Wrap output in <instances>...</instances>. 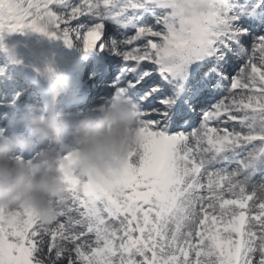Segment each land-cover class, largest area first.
<instances>
[{"label":"snow or ice","instance_id":"obj_1","mask_svg":"<svg viewBox=\"0 0 264 264\" xmlns=\"http://www.w3.org/2000/svg\"><path fill=\"white\" fill-rule=\"evenodd\" d=\"M106 24L123 38L97 46ZM24 30L69 46L74 32L104 76L126 62L110 83L135 104L141 153L95 199L66 154L54 222L0 206V264H264V198L249 187L264 181V0H0V33Z\"/></svg>","mask_w":264,"mask_h":264},{"label":"clouds","instance_id":"obj_2","mask_svg":"<svg viewBox=\"0 0 264 264\" xmlns=\"http://www.w3.org/2000/svg\"><path fill=\"white\" fill-rule=\"evenodd\" d=\"M141 124L131 99L117 96L100 111L32 114L24 118L31 137L0 135V206L30 208L44 222H54L58 201L66 196L60 164L65 155L56 150L71 142L76 157L75 175L81 191L95 199L98 188H114L124 167L138 162ZM34 151L23 159L17 153ZM264 198V181L249 186Z\"/></svg>","mask_w":264,"mask_h":264},{"label":"bare ground","instance_id":"obj_3","mask_svg":"<svg viewBox=\"0 0 264 264\" xmlns=\"http://www.w3.org/2000/svg\"><path fill=\"white\" fill-rule=\"evenodd\" d=\"M55 10H53V11H55ZM64 26H65L64 24H61V29ZM112 37L123 38V37L119 36L117 29H114V31L111 35V38ZM69 38L73 42L72 46H69L65 42V40H61L60 38L58 39L59 43L50 44V47H51L50 53L46 57V59L48 60V63L52 65L51 71H52L53 75L56 77L55 81L60 79V74H59L60 70L59 69H64L66 66H68L67 65L68 61L67 62L65 61L67 58H69V60L70 59H72V60L76 59V63L79 64L77 71L73 72V74H72V77L74 79H76L78 77L79 73H81L83 75L87 73V74H90V76H91V73H92V75L95 72H97L98 74L96 75V78L93 81L95 86L94 85H90L89 87L80 86V88H81L80 92H82L84 94V96L82 94L78 93L77 90H74L75 88H72V89L70 88L69 90H65L64 94L60 97V99H62L65 96V94H68V96L65 99V104L63 105V107L67 109L68 113L75 112V111L87 112L88 110L99 111L98 109L100 107L102 109V107L112 98L107 96L108 91H106V89H102L101 87H98V86L103 81L110 80L115 75H118V72L113 71V67L109 69L108 68L109 65L107 64L106 75L104 76V72L101 69V61L98 62V60L91 57L92 52L86 51V50L81 48L83 46V40L78 39L74 32H70ZM52 39L56 40L57 38H52ZM246 43L250 45L252 43V40L248 39L246 41ZM43 50H44V47L42 48V52H43ZM87 59H88V61L86 62ZM115 59L117 60V58H115ZM82 61H84L85 63L83 64ZM109 62H111V61H108V63ZM233 63L236 64V67L235 68L229 67L228 71H229L230 75H234L235 72L239 70V66H241L238 62H233ZM98 67H100V68H98ZM71 69H73V68H71ZM22 74L26 75V72L22 71ZM155 80L157 82H159V77L155 76ZM149 82H151V81H149ZM21 89L22 88L20 86H18V87H15L14 85L6 86L5 89H3V91H4L3 93L7 95V101H9V100L11 101L13 99V97H16V94ZM237 92H239V90H237ZM114 93H115V91H114ZM227 94H228L227 91L217 93L215 99L212 101H209V102H204L203 98H201V102L196 104L195 110L208 107L210 103H214L215 100L223 98V96H225ZM95 95H104L105 98L102 99L101 103H97V101H95L97 99L94 100ZM27 102H29V96H27L26 98H21V100L19 102H16V107H13V108H7L5 105L0 104V135H16L17 132L19 131V133L23 137H25V138L31 137V130L30 129L26 130V128H24L22 122H24V118L27 115L35 114V111L40 110L41 105L35 104V105L29 107L25 111H22V109H17V107L20 108L22 105H27ZM54 104H55V102H53L51 100V103L48 106V109L52 108L56 105V109H57L56 111H61V107L57 106V104H55V105ZM29 105H31V103ZM53 110H55V108ZM7 111L9 112L8 117L4 118L3 114L6 113ZM45 111H46V109H43L40 114H44ZM187 119H189V121H190V127H188V129H187L188 131H191L192 127H199L200 123L202 121L201 116L199 114H197L196 111L190 113L188 115ZM3 124L7 127L8 132L5 131L3 133V131H2V129H3L2 125ZM210 126L220 127V128L225 127V125L220 124L216 121L210 122ZM228 128H229V131H231L232 125L230 124L228 126ZM173 130L175 131V130H179V129L174 128ZM71 148H72L71 142H65V144L58 146L56 148V150L59 151L61 154L66 155V154L70 153ZM34 151L35 150L27 152V153L21 151V152L17 153V157L21 158V159H23L25 157H30L31 155L34 154ZM231 167L234 168L235 165H232ZM249 207H250V203H249ZM252 211L253 212L258 211V209L254 208V209H252ZM61 219L63 220L64 218H61Z\"/></svg>","mask_w":264,"mask_h":264},{"label":"rangeland","instance_id":"obj_4","mask_svg":"<svg viewBox=\"0 0 264 264\" xmlns=\"http://www.w3.org/2000/svg\"><path fill=\"white\" fill-rule=\"evenodd\" d=\"M25 2H27V0H25ZM53 10H55L54 7H53ZM80 19L84 20L85 18L81 17ZM71 23L73 26H75L76 21H72ZM114 29H116L115 26L110 25V24H106L104 34H102L100 39L96 41L97 46L102 41H105V40H108L109 38H111V35H112ZM257 31H259V30H257ZM132 34H134V33L133 32L128 33V35H132ZM0 36H1L0 37V41H1L0 42V53L3 54L5 56V58L7 57L6 58L7 60H11V61L16 62L24 70H26L27 72H30V74L31 73H38V76L39 75L41 76V80L40 79L39 80L43 83V85L44 84L48 85L50 88H54V89L57 87V91L59 90L60 94H62L64 92L65 86H74V85L77 86V85L82 84V82H87V83L91 84V82L95 79L96 75L98 74L97 72H95V73H93V75L91 73V76H90V74H87V73L84 75L79 73L78 77L76 79H74L72 77V74H73V72L77 71L79 64L76 63V59L75 60H72V59L69 60V58H67L65 61L66 62L68 61V64H67L68 66H66L64 69H59L61 71V72L59 71V74H60L59 80L60 81H58V84H57L54 82V79L56 77L53 75V73L51 71L52 65L48 63V60L46 59V57L50 53V49H51L50 44L59 43V40H58L59 38L54 40L49 35H45L41 32H35V31H31V30H24V31H17V32L5 31V32L0 33ZM24 36H29L31 39L39 41L40 44L44 47L43 52L40 51L39 56H32V55H30V52H28L29 53L28 54L29 56H28L25 52H23L20 49V43L18 40L20 39V37H24ZM2 38H3V40H2ZM60 39L64 40L63 38H60ZM24 40L27 42V45L29 46V48L31 50V47H30L31 44L28 42V40L26 38H24ZM247 45L249 46V48L251 47V44L250 45L247 44ZM36 49L38 50V47H36ZM31 51L36 53L34 50H31ZM91 54H92L91 57L98 60V62L101 61L99 54H97L95 52H92ZM3 61L4 60L1 59V56H0V64L3 63ZM87 61H88V59L86 60V62ZM109 61H111V62H109L108 65L111 68L113 67V71H116L117 66L120 65L121 63H126V62L120 61L119 58H117V60H116L114 57L110 58ZM82 63L84 64L85 62L82 61ZM71 68H73L74 70H71ZM12 69H13L14 73L12 74L11 77H15L17 71L16 72L14 71L15 70L14 67H12L11 70ZM8 70L9 69L7 66V67L3 68L0 72V76H1V74H3V76H4L3 82H5V80H6L5 73ZM71 71H72V73H70ZM7 77L9 78L10 76H7ZM22 80H25V79H22ZM111 81H112V79L106 80L100 84H101V86L103 85L102 86L103 89H106V91H108L107 96H109L110 98H113L114 89H112V87H111V83H110ZM22 82H19L18 85H14V86L15 87H18L19 85L22 86L23 85ZM53 85H54V87H53ZM24 87L22 86V90H20L16 94V98L11 102H7L5 99L1 98V97H3V94H1L0 104L12 107L15 105L16 102H19L20 99L23 98L24 96L25 97L29 96V98L31 100H33V98L31 97L32 94L31 93L28 94L27 88H24ZM39 90L45 91V89H38L37 88V91H36L37 95H39V92H40ZM33 91L35 92V90H33ZM5 97H6V95L4 94V98ZM100 97L105 98L104 95L103 96L102 95L97 96V98H100ZM32 102H34V100ZM97 103H101V99L98 100ZM98 110L100 111L101 107ZM195 111L197 112V114H200V116L202 118V116H203L202 109H198ZM259 202L260 201L255 200V198H254L253 201L249 202L250 207L252 209L256 208L255 205H257Z\"/></svg>","mask_w":264,"mask_h":264}]
</instances>
